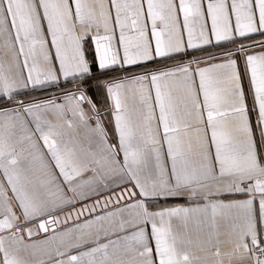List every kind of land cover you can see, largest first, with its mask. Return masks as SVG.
I'll return each instance as SVG.
<instances>
[{"label":"snow or ice","instance_id":"1","mask_svg":"<svg viewBox=\"0 0 264 264\" xmlns=\"http://www.w3.org/2000/svg\"><path fill=\"white\" fill-rule=\"evenodd\" d=\"M0 264H264V0H0Z\"/></svg>","mask_w":264,"mask_h":264}]
</instances>
